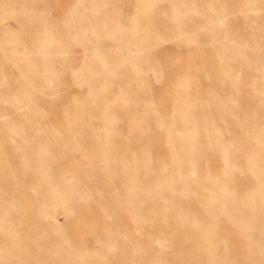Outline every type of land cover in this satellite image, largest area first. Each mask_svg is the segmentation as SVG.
<instances>
[{"label": "bare ground", "instance_id": "6f19581e", "mask_svg": "<svg viewBox=\"0 0 264 264\" xmlns=\"http://www.w3.org/2000/svg\"><path fill=\"white\" fill-rule=\"evenodd\" d=\"M11 2V8L6 7L8 0L1 2L5 9L2 15L29 17L33 21L31 24L37 27L31 29L29 24L23 32L41 46L36 55H29L25 52L27 43L15 41L20 38V31L5 28L4 41L14 42L8 47L11 53L5 56L22 68V72L35 73L38 77L35 78L44 86L12 88L7 84L11 80L7 78L8 71L3 61L0 62V151L5 149L1 138L7 135L4 140L11 143L16 154L14 158L0 159L1 193L9 194L12 199L10 203L0 199V229L10 241L21 242L19 247L0 242V264H244L236 255L230 256L228 247L219 245L212 237L215 222L205 223L197 216L183 215L186 209L180 197L187 196L196 200L207 198L214 209H223L237 217L245 229L256 231V223H264V217L257 221L256 203L246 198L249 194H243V202H236V189L239 188L233 183L235 181H222L209 172H205L203 179L198 178L200 171L197 168L202 158L196 151L193 137L187 142L181 140L180 148L177 143L170 142L174 163L157 164L158 170L153 171L151 149H138L140 143L130 140L129 133L123 134L125 138L120 135L128 120L139 138H144L150 127L144 125L142 115L130 107L126 94L118 89L109 95L110 92H104L105 86L96 85L109 79L83 76L94 73L91 67L72 70L76 74L75 81L87 83L89 87L82 95L75 94L63 107L67 126L62 129L49 123L56 111L52 104L50 107L38 98L41 95L48 100L45 92L57 94L53 89L65 80L61 77L63 69L56 68L55 60L60 57L69 21L57 22L56 28L49 32L47 19L39 9L28 6L30 0ZM260 47L255 44L239 48L247 66L264 68ZM39 65L43 67L39 68ZM257 78L252 79L254 86ZM34 80L26 78L27 82ZM262 80L264 82V77ZM39 87L43 91L38 90ZM57 96L62 97L59 93ZM256 96L264 104V86L257 89ZM117 100L119 108L113 104ZM10 107L18 109L16 117L8 111ZM253 115L256 116V110ZM246 117L241 120L245 122ZM254 121L253 125L243 124L244 133L227 139L222 147L228 173L237 166H230L233 160L227 158L230 144L240 150L250 145L246 162L255 177L257 174V190L264 195V132L256 133L264 131V124L256 126V119ZM50 131L56 134L55 137L48 135ZM184 145L186 150H183ZM73 154L87 157L91 167L78 170L75 180L67 186H52L51 165L57 166ZM71 167L75 166L72 164ZM254 191L256 193V186ZM58 206L63 207L67 214L65 218L73 214L75 217L84 207H96L103 219L95 226L98 228L103 224V227L93 234L92 227L87 228L81 240L77 243L75 239L73 243V238L53 213ZM22 208L30 210L33 216L29 226ZM126 211L132 220L130 229L123 227L122 217ZM184 218L190 219L188 234L197 240L187 256L178 251L175 235L178 236L176 225ZM245 241L251 245L261 239L250 235ZM88 242L97 246L89 248ZM247 251L250 255L248 264H256V246H249Z\"/></svg>", "mask_w": 264, "mask_h": 264}, {"label": "rangeland", "instance_id": "374dc122", "mask_svg": "<svg viewBox=\"0 0 264 264\" xmlns=\"http://www.w3.org/2000/svg\"><path fill=\"white\" fill-rule=\"evenodd\" d=\"M2 1L7 0H0V62L3 61L8 71L7 78L11 79L7 84L16 89L44 86L40 79L35 78V73H28L26 69L27 72H22V68L5 56L11 53L8 47L14 45L13 41H4L5 28L20 31V38L15 41L26 42L28 47L25 52L29 55H36L41 45L34 43L23 32L30 25L31 29L37 27L32 25L33 21L24 15L4 17ZM30 1L28 6L39 9L40 14L47 19L49 32L56 28L57 22L69 21L65 27L60 57L55 60L56 68L63 69L61 77L65 80L53 90L62 97L53 92H45L48 100L41 95L38 98L50 107L52 104L56 111L49 123L62 129L67 126L63 107L75 94L82 95L89 87L87 83L76 82V74L72 70L91 67L94 73H85L83 76L109 79L107 82H97L96 85L105 86L104 92H110L109 95L118 89L126 94L130 107L142 115L143 124L150 127L146 136L139 138L135 136L137 132L128 120L120 135L125 138L123 134L129 133L130 140L140 143L138 149H151L150 153L154 157L153 171L158 170L157 164L174 163L175 156L170 142L177 143V148H180L181 140L187 142L193 137L196 151L202 158L197 168L200 171L198 178L203 179L205 172H209L222 181H235L233 183L239 188L236 189V202H243V194H249L246 198L256 203L257 221L264 217V195L257 190L259 179L257 174L255 177L245 157L250 145L240 150L230 144L227 158L233 160L230 166H237L234 169L232 167L233 171L228 173L229 167L222 147L227 139L244 133L241 128L243 124L253 125L254 119L256 126L264 124V104L256 96L257 89L264 86V68L247 66L239 49L242 45L258 44L264 61V0ZM11 3L8 0L6 7L11 8ZM96 53H99L98 57ZM42 67L39 65V68ZM255 76L258 77L256 86L252 83ZM26 78L35 80L27 82ZM37 89L43 91L42 87ZM118 102H113L116 108H119ZM17 110L10 107L8 111L16 117ZM255 110L256 116L253 115ZM245 116L246 121L243 122L241 119ZM120 122L124 120L121 118ZM260 132L264 131H256ZM53 134L52 131L48 133L50 137H55L56 134ZM5 137L7 135L1 138L5 149L0 151V159L14 158L16 154L11 143L5 142ZM186 149L184 145L183 150ZM90 167L87 157L73 154L57 166L51 165V185L67 186L75 180L78 170ZM255 186L256 193H253ZM1 191L0 199L10 203L11 196ZM180 198L186 209L183 215L189 214V218L197 216L205 223L215 222L212 237L219 245L228 247L230 256L236 255L239 262L248 264L250 255L247 250L249 246H256V264H264V223H256V231L245 229L236 220L237 217L223 209H214L207 198ZM58 208L53 213L61 227L63 225L71 235L73 243L75 239L77 243L81 240L87 228L92 227L93 234L103 227V224H99L98 228L95 226L96 222L103 219V214L96 207H84L75 217L73 214L66 218L63 207ZM22 211L29 226L33 216L30 210L22 208ZM189 218H184V221L176 225L178 236L175 233L178 251L186 256L197 243L195 237L188 234ZM122 222L125 229L133 227L129 211L124 213ZM5 235L0 229L2 244L21 246V242L10 241ZM250 235L260 238L261 242L248 245L245 239ZM88 245L91 248L95 244L88 242Z\"/></svg>", "mask_w": 264, "mask_h": 264}]
</instances>
